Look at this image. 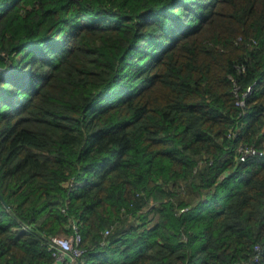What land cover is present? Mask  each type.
I'll use <instances>...</instances> for the list:
<instances>
[{"label": "trees", "instance_id": "16d2710c", "mask_svg": "<svg viewBox=\"0 0 264 264\" xmlns=\"http://www.w3.org/2000/svg\"><path fill=\"white\" fill-rule=\"evenodd\" d=\"M242 144L264 150V0H0V264H54L75 223V264L249 261Z\"/></svg>", "mask_w": 264, "mask_h": 264}, {"label": "built area", "instance_id": "2783aa9c", "mask_svg": "<svg viewBox=\"0 0 264 264\" xmlns=\"http://www.w3.org/2000/svg\"><path fill=\"white\" fill-rule=\"evenodd\" d=\"M244 69V68H243ZM233 81L234 78L231 77ZM258 85V81L253 83L245 92L240 94L239 88H236L237 94V106L245 107L247 101L253 96L256 91ZM244 126L239 127L236 130L231 131L229 134V138H237ZM237 159L240 162H246L252 158H261L264 157V150L257 148L254 145L242 144L240 145L237 150ZM74 234L72 236H55L52 237L50 241V250L52 252L53 257L55 258L56 262L54 264H72L78 262L80 259L82 261V257L85 253V250L82 247L83 243V236L79 229L78 224L73 225ZM263 249L260 245L255 246L254 255L249 261L244 263L242 262H234V264H251V263H258L261 261L263 257Z\"/></svg>", "mask_w": 264, "mask_h": 264}, {"label": "crops", "instance_id": "0c3cea01", "mask_svg": "<svg viewBox=\"0 0 264 264\" xmlns=\"http://www.w3.org/2000/svg\"><path fill=\"white\" fill-rule=\"evenodd\" d=\"M72 264H75V263H72Z\"/></svg>", "mask_w": 264, "mask_h": 264}, {"label": "clouds", "instance_id": "9594fccd", "mask_svg": "<svg viewBox=\"0 0 264 264\" xmlns=\"http://www.w3.org/2000/svg\"><path fill=\"white\" fill-rule=\"evenodd\" d=\"M77 263V262H76Z\"/></svg>", "mask_w": 264, "mask_h": 264}]
</instances>
